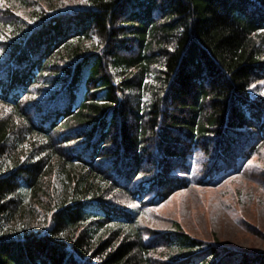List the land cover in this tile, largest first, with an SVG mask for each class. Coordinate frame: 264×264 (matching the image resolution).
Returning a JSON list of instances; mask_svg holds the SVG:
<instances>
[{
	"label": "trees",
	"instance_id": "1",
	"mask_svg": "<svg viewBox=\"0 0 264 264\" xmlns=\"http://www.w3.org/2000/svg\"><path fill=\"white\" fill-rule=\"evenodd\" d=\"M0 12V226L23 189L45 199L55 170L76 194L39 229L0 230V264H264V250L181 226H120L134 219L122 199L157 205L191 183L193 150L195 183L211 186L264 145V95H250L264 80V0Z\"/></svg>",
	"mask_w": 264,
	"mask_h": 264
},
{
	"label": "rangeland",
	"instance_id": "2",
	"mask_svg": "<svg viewBox=\"0 0 264 264\" xmlns=\"http://www.w3.org/2000/svg\"><path fill=\"white\" fill-rule=\"evenodd\" d=\"M84 4L79 0H0V9L9 6L20 13V17L29 18L35 10L53 13ZM1 15L4 14H0V19ZM4 38L6 36L0 37ZM262 93L264 80L250 89L251 96H262ZM7 112L8 107L0 104V116ZM24 147L26 145L22 144ZM22 148L20 146V150ZM204 162L202 152L193 150L187 158L185 173L191 183L157 205H139L122 199V204L134 208V219L131 223L122 222L120 226L124 229L150 228L158 231L175 230L181 226L199 239L216 238L234 249L264 250V145L251 153L246 161L225 173L215 185L200 186L195 183L199 174L203 173ZM10 164L11 157L5 160L3 166ZM51 181L52 189L45 199L44 195L33 199L32 193L23 189L18 194L21 202L2 220L0 230L15 234L39 229L45 225L53 208L76 197L66 171L59 173L55 170ZM109 226L118 225L112 223ZM227 264H235V260L229 257Z\"/></svg>",
	"mask_w": 264,
	"mask_h": 264
},
{
	"label": "snow or ice",
	"instance_id": "3",
	"mask_svg": "<svg viewBox=\"0 0 264 264\" xmlns=\"http://www.w3.org/2000/svg\"><path fill=\"white\" fill-rule=\"evenodd\" d=\"M79 2L80 3H87V0H79ZM17 15H20V13H17ZM29 22H31V21H29ZM262 94H264V93H262ZM251 163V162H250Z\"/></svg>",
	"mask_w": 264,
	"mask_h": 264
}]
</instances>
